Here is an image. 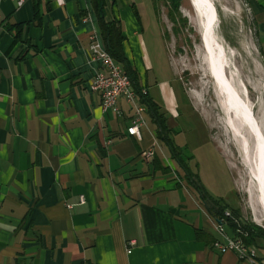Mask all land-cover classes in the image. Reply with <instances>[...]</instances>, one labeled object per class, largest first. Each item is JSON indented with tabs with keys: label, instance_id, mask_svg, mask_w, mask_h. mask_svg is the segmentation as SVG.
Here are the masks:
<instances>
[{
	"label": "crops",
	"instance_id": "1",
	"mask_svg": "<svg viewBox=\"0 0 264 264\" xmlns=\"http://www.w3.org/2000/svg\"><path fill=\"white\" fill-rule=\"evenodd\" d=\"M246 2L264 58V0ZM0 12V264H253L215 245L217 216L188 179L194 156L176 141L187 134L180 82L145 39L135 1L107 0L106 20L122 21L125 54L176 157L146 104L139 139L127 131L131 105L103 110L90 89L100 71L90 60L92 0H2Z\"/></svg>",
	"mask_w": 264,
	"mask_h": 264
},
{
	"label": "rangeland",
	"instance_id": "2",
	"mask_svg": "<svg viewBox=\"0 0 264 264\" xmlns=\"http://www.w3.org/2000/svg\"><path fill=\"white\" fill-rule=\"evenodd\" d=\"M133 1L140 13L141 27L145 28V39L150 47L163 50V63L169 57L175 79L187 94L180 83L173 82L184 108L178 121L187 134L182 131L176 136L177 143L183 146L184 157L194 156L193 166L207 193L223 199L222 204L230 205L224 214H232L228 218L237 222V228L227 226V234L232 236L240 230L246 239L247 231L242 226L256 228L255 234L260 236L253 244L259 243L262 248L256 247L264 249V205L237 146V136L226 123L215 85L203 62L206 42L191 0ZM210 1L216 33L230 58L228 71L236 75L237 85L242 81L246 86L254 105L256 125L264 137V58L251 9L246 0ZM162 68L159 66L160 71ZM166 73L169 75V70ZM245 132L248 133L246 129ZM221 203L219 206L213 203L216 211L222 207Z\"/></svg>",
	"mask_w": 264,
	"mask_h": 264
},
{
	"label": "bare ground",
	"instance_id": "3",
	"mask_svg": "<svg viewBox=\"0 0 264 264\" xmlns=\"http://www.w3.org/2000/svg\"><path fill=\"white\" fill-rule=\"evenodd\" d=\"M191 3L198 13L200 27L204 32L206 51L203 54V62L215 85L219 104L226 116V123L237 136V146L258 189L259 200L264 205V137L259 126L256 125L254 105L247 95V88L243 82L237 85L236 75L228 71L230 58L216 33L212 1L191 0ZM126 80H132L128 74ZM142 91L146 93L145 90ZM136 95L139 97L137 90ZM225 215L231 217L230 212H226ZM221 222H224L223 218Z\"/></svg>",
	"mask_w": 264,
	"mask_h": 264
},
{
	"label": "built area",
	"instance_id": "4",
	"mask_svg": "<svg viewBox=\"0 0 264 264\" xmlns=\"http://www.w3.org/2000/svg\"><path fill=\"white\" fill-rule=\"evenodd\" d=\"M15 1L18 6H22L27 0ZM57 1L59 4H63V0ZM1 17L2 14L0 12V30L2 28ZM90 60L96 62L100 67V71L95 74L90 84V89L93 92L101 93L102 109H111L115 113L121 114V100L127 101L134 110L131 125L128 126L127 131L129 134L142 139L143 132L141 126L144 123V106L140 102V97L136 95V88L133 81L126 80L125 70L107 51L99 30H96L91 36ZM144 155L149 156L150 153H144ZM85 201V196L82 195L80 197V202L85 203ZM227 225L228 224L221 222V220H218V218L215 219L216 230L222 236V239H218L215 242L216 247L224 252L231 250L235 252L240 259L248 258L253 264H264V259L258 256V247L254 244H249L240 230L233 232L232 236L228 235L225 231ZM129 252H131V250H129Z\"/></svg>",
	"mask_w": 264,
	"mask_h": 264
},
{
	"label": "trees",
	"instance_id": "5",
	"mask_svg": "<svg viewBox=\"0 0 264 264\" xmlns=\"http://www.w3.org/2000/svg\"><path fill=\"white\" fill-rule=\"evenodd\" d=\"M92 6L97 16L98 26L100 30V34L103 40V43L107 49V51L113 56V58L123 67L126 74L130 76V78L133 81V84L138 92V95L140 97V102L142 104H146L148 108L152 112L153 120L157 124L158 128V136L162 138L168 145L172 147L173 155L176 157V148L174 145L169 141V137L167 136L168 132L170 131L166 125V119L162 113H160V107L159 104L154 100L153 97H151L147 92L143 93L142 91V85L140 82V76L138 73V70L132 65L129 58L126 56L123 43L125 41V36L123 34V25L122 21L118 18H114L112 21L106 20V6H107V0H92ZM137 13V12H136ZM138 14V13H137ZM188 179L190 183L198 190V192L201 194L202 200L204 203L208 206V209L216 216H219L218 220L224 219V223L228 224L230 228H237L236 221L229 220L228 217H226V212L224 214V211L227 210L230 205L228 203L222 204L223 199H216L212 196H210L202 183L200 182V179L197 174L190 173L188 170ZM216 205H222V207L219 208V210H215L216 208L213 206V203H216ZM224 215V216H222ZM229 220V223H228ZM247 231L248 237L246 238V241L250 244H253L254 241L257 239V235L255 234L256 228H250L247 226H242ZM200 234V232L198 233ZM257 244V242H256ZM260 248H262L259 243L257 244ZM256 245V246H257Z\"/></svg>",
	"mask_w": 264,
	"mask_h": 264
},
{
	"label": "water",
	"instance_id": "6",
	"mask_svg": "<svg viewBox=\"0 0 264 264\" xmlns=\"http://www.w3.org/2000/svg\"><path fill=\"white\" fill-rule=\"evenodd\" d=\"M193 5H194V2H193ZM195 9V8H194ZM197 9V8H196ZM196 11V10H195ZM197 12V11H196ZM205 13V12H204ZM198 14V13H197Z\"/></svg>",
	"mask_w": 264,
	"mask_h": 264
}]
</instances>
